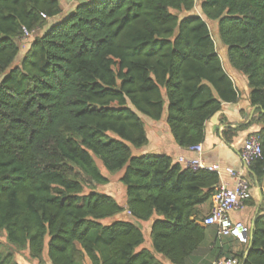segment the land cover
Returning <instances> with one entry per match:
<instances>
[{
    "label": "trees",
    "instance_id": "16d2710c",
    "mask_svg": "<svg viewBox=\"0 0 264 264\" xmlns=\"http://www.w3.org/2000/svg\"><path fill=\"white\" fill-rule=\"evenodd\" d=\"M62 12L60 0H0V231L39 263L46 249L51 264L193 263L219 175L133 147L148 144L145 118L166 114L177 145L202 143L206 122L239 101L205 16L260 106L263 158L249 167L263 177L264 0H81L49 23ZM46 26L16 64L24 28ZM98 159L124 169L126 207L96 191L111 183ZM126 210L130 219L102 222ZM151 220L154 251L138 250L136 221ZM253 227L233 255L242 264H264V214ZM0 264H21L1 241Z\"/></svg>",
    "mask_w": 264,
    "mask_h": 264
},
{
    "label": "crops",
    "instance_id": "0c3cea01",
    "mask_svg": "<svg viewBox=\"0 0 264 264\" xmlns=\"http://www.w3.org/2000/svg\"><path fill=\"white\" fill-rule=\"evenodd\" d=\"M224 66L239 89L240 99L237 103H224L222 109L206 122V137L202 142L204 146L202 158L209 164L219 163L223 167H232L252 183V197L243 208L231 213L232 218L242 220L252 227L255 218L264 214V175L259 178L243 162L241 154L247 136L260 130L262 125L258 122H252L257 108L252 106L250 102V87L247 76L232 68L228 61L227 63L224 62ZM145 122L149 141L143 147L141 154H168L175 161L180 156H195L188 149L176 144L167 121V114L159 121L145 118ZM228 137L231 140L228 141ZM223 180L230 185L235 184V180L225 174ZM106 193L116 197L113 191H106ZM122 193L120 192V194ZM212 202L203 207L205 215L209 213ZM121 204L126 207L127 199H123ZM123 213L126 216L123 219L130 217L128 210ZM118 219L120 218L118 217ZM144 223L146 231L151 235L153 220L144 221ZM246 247L245 243L239 242L234 237H218L217 227L211 225L208 227L206 241L202 244L199 254L195 256V261L191 264H214L220 258L231 257ZM157 257L163 259L161 255H157ZM88 264L91 263L88 261Z\"/></svg>",
    "mask_w": 264,
    "mask_h": 264
},
{
    "label": "built area",
    "instance_id": "2783aa9c",
    "mask_svg": "<svg viewBox=\"0 0 264 264\" xmlns=\"http://www.w3.org/2000/svg\"><path fill=\"white\" fill-rule=\"evenodd\" d=\"M24 32L25 36L30 35L26 28H24ZM188 151L195 154V156H180L177 161L193 169H206L217 172L220 178L213 196L211 209L205 216L203 224L205 226L215 225L220 238L234 237L239 242L247 244L251 237V226L242 220L232 218L231 213L243 208L252 197V183L232 167H223L219 163H207L202 158L203 143L190 146ZM241 157L247 166H250L253 161L263 158V148L257 134L251 133L247 136ZM224 174L233 178L235 184L230 185L225 182L223 180ZM214 264H242V262L238 257L231 256L220 258Z\"/></svg>",
    "mask_w": 264,
    "mask_h": 264
},
{
    "label": "rangeland",
    "instance_id": "374dc122",
    "mask_svg": "<svg viewBox=\"0 0 264 264\" xmlns=\"http://www.w3.org/2000/svg\"><path fill=\"white\" fill-rule=\"evenodd\" d=\"M60 2L62 5V8H63L62 14L51 19V20H49V23L62 20L64 18V16L66 15V13L69 12L71 9H73L76 6V4L79 2V0H60ZM193 12L198 13V14H202L199 1L196 4V7L193 10ZM204 18L206 19V21L209 24V27H210L211 32L213 34V37L215 39L217 50H218L219 54L221 55L222 60H224V62L227 63V61H228V59H227V47L222 43V41L220 39L218 21L208 20L205 16H204ZM47 27L48 26H46L44 29H38L35 32L30 33V35L23 36L22 38H20L18 40L20 43V46H21V52H20L18 58L16 59V62H15L16 64L21 62L22 58L24 57L26 52L29 50L31 43L34 40V38L38 35H41ZM142 149L143 148L133 147V154L134 155H140L142 152ZM98 165L100 166L103 174L110 177L111 183L107 184L105 186H98L96 191H98L100 193H106V191H111V192L113 191L114 194L116 195V199L119 203H121L123 201V199H125V198L127 199L126 187L119 180V178L124 173V169L120 170L118 172H110L105 168V166L102 164V162L99 159H98ZM120 192H123V193L120 194ZM118 217L120 219L126 218L125 213H122V215L119 214L117 216L104 219L102 222L104 224H111L115 220H119ZM128 219H130V217H128ZM136 222L138 225H140L143 228L144 234H145V242L138 248V250H141L143 248H147L149 250L154 251L153 245H152L151 235L149 234V232L146 231L145 223L143 221H136ZM0 241H1L2 250L4 252L12 250L14 252L15 259L18 262H20L21 264H51V262L49 261V258H48L47 249L44 252L45 260L43 261V263L42 262L39 263V261L37 259L29 257L28 251L18 250L14 246L9 244L7 241V238H6V233L4 231H0Z\"/></svg>",
    "mask_w": 264,
    "mask_h": 264
},
{
    "label": "water",
    "instance_id": "95a60500",
    "mask_svg": "<svg viewBox=\"0 0 264 264\" xmlns=\"http://www.w3.org/2000/svg\"><path fill=\"white\" fill-rule=\"evenodd\" d=\"M257 107H260V106H256V108H257ZM263 111H264V110H263ZM253 230H254V227H253V225H252V227H251V234H252ZM250 246H251V245H250ZM248 252H249V250H247V252H246L245 259L247 258Z\"/></svg>",
    "mask_w": 264,
    "mask_h": 264
}]
</instances>
